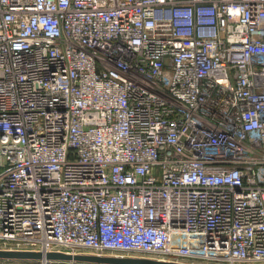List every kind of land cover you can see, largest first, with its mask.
<instances>
[{
    "label": "built area",
    "instance_id": "2783aa9c",
    "mask_svg": "<svg viewBox=\"0 0 264 264\" xmlns=\"http://www.w3.org/2000/svg\"><path fill=\"white\" fill-rule=\"evenodd\" d=\"M0 250L264 264V0H0Z\"/></svg>",
    "mask_w": 264,
    "mask_h": 264
},
{
    "label": "water",
    "instance_id": "95a60500",
    "mask_svg": "<svg viewBox=\"0 0 264 264\" xmlns=\"http://www.w3.org/2000/svg\"><path fill=\"white\" fill-rule=\"evenodd\" d=\"M1 260H53L92 264H189L145 256L98 255L93 253H67L63 251H10L0 250Z\"/></svg>",
    "mask_w": 264,
    "mask_h": 264
},
{
    "label": "rangeland",
    "instance_id": "374dc122",
    "mask_svg": "<svg viewBox=\"0 0 264 264\" xmlns=\"http://www.w3.org/2000/svg\"><path fill=\"white\" fill-rule=\"evenodd\" d=\"M82 251H84V250H82ZM85 252L86 253H89L91 251L85 250ZM116 254L117 253H115V255ZM110 255H113V254H110ZM131 255H133V256H141V254L139 255L137 253H131ZM127 256H129V255H127ZM1 262H12V263H19V264H36L37 261L36 260H20V259H18V260H1L0 259V263ZM55 264H67V263H63V262L59 263V262H56ZM77 264H92V263L77 262Z\"/></svg>",
    "mask_w": 264,
    "mask_h": 264
}]
</instances>
